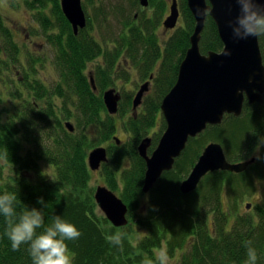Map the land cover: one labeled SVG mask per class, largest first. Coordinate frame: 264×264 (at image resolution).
<instances>
[{
  "label": "trees",
  "instance_id": "1",
  "mask_svg": "<svg viewBox=\"0 0 264 264\" xmlns=\"http://www.w3.org/2000/svg\"><path fill=\"white\" fill-rule=\"evenodd\" d=\"M136 1L130 9H141ZM178 2L184 24L162 41L156 29L167 9L164 0H150L149 6H156L157 10L153 17H148L142 9L140 21L134 20V15L124 14L122 7L127 4L114 7L110 16L103 18L106 22L114 20L111 28L119 36L117 41L109 36L108 30L102 31L107 34L105 37L96 40L82 31L75 34L59 0L31 3L36 9L37 5H51V11H38L36 18L47 41L58 53L59 79L49 88L40 79L30 80V70L24 71L20 87L15 86L18 95L14 96L21 97L27 92L29 96L12 112L0 110V160L13 169L0 186V194L17 195L18 213L25 205L41 208L38 200L43 198L45 227L56 215L74 224L81 236L66 241L73 264H141L145 257L158 264L156 253L161 247L167 248L169 259L179 258V264H244L245 243L249 240L257 250V264H264V208H257L253 214H238L244 195L254 192L255 180L264 177V104L246 102L241 116L226 115L220 125L209 126L197 138L190 139L174 169L166 172L149 194L143 193L146 163L139 155L138 146L150 137L158 122L160 133L166 130L161 104L176 83L196 26L187 1ZM0 32L9 33L10 29L0 22ZM5 40L11 38L5 36ZM259 42L264 60V37ZM223 47L217 26L208 15L200 49L207 54L220 52ZM13 50L18 49L14 46ZM122 57L137 66L143 78L153 72L157 78L154 94L144 99L143 112L137 118L132 115L121 121L131 139L121 145L109 144V160L100 169L105 184L129 207L128 225L118 228L99 212L95 190L90 186L88 155L114 139L118 130L116 117L109 114L103 94L113 87ZM96 58H101V65L94 71L97 85L94 91L87 68ZM133 100L124 99L118 113L124 115L130 110ZM68 121L74 125V132L66 128ZM160 133L152 132L156 138L149 153L157 147ZM213 141L222 144L230 162L252 158L255 162L240 174L209 173L196 191L184 195L180 191L181 183L206 145ZM42 162L53 168L48 176L39 170ZM25 171L33 174L34 179L26 177ZM4 172L0 164V178ZM225 194L233 201L228 208ZM144 197L147 199L142 204ZM5 227L4 218L0 217V264H32L27 245L12 250L11 242L3 235ZM116 232L122 233L123 239L121 246L114 247L106 237Z\"/></svg>",
  "mask_w": 264,
  "mask_h": 264
},
{
  "label": "water",
  "instance_id": "2",
  "mask_svg": "<svg viewBox=\"0 0 264 264\" xmlns=\"http://www.w3.org/2000/svg\"><path fill=\"white\" fill-rule=\"evenodd\" d=\"M193 14L196 26L190 37L191 47L182 61L176 83L164 97L161 111L166 122V130L157 147L149 153L151 138L144 139L138 151L146 162L143 193L149 194L161 177L174 169L176 160L187 148L190 139L197 138L209 126L220 125L226 115L241 116L245 100L249 104L264 103V60L259 39L234 41L226 22L238 13V7L229 0H186ZM143 7H149L148 0H141ZM63 12L72 25L75 34L87 25V18L81 0H62ZM209 8L206 16L197 14V8ZM178 0H172L170 15L164 21L165 30L177 27L180 18ZM208 15L214 20L219 37L224 45L220 52L202 53L200 41ZM225 53H230L226 55ZM94 91L95 80L90 74ZM143 85L133 100V109L142 105L148 92ZM105 106L111 115L119 110L120 96L111 88L103 94ZM66 128L74 132L71 122ZM118 145L120 138L114 137ZM108 162V149L97 147L89 153L88 163L92 171H97ZM255 162V158L242 162H230L224 147L219 142H211L203 149L190 174L180 185L184 195L197 190L201 181L216 171L236 174L245 172ZM95 200L99 209L115 227H125L129 223L128 205L109 187L99 185L95 190ZM251 203L246 204L250 209Z\"/></svg>",
  "mask_w": 264,
  "mask_h": 264
},
{
  "label": "rangeland",
  "instance_id": "3",
  "mask_svg": "<svg viewBox=\"0 0 264 264\" xmlns=\"http://www.w3.org/2000/svg\"><path fill=\"white\" fill-rule=\"evenodd\" d=\"M3 1L6 3L0 2V22L5 23L11 29L13 33V39L4 40L3 42H1L2 38L0 37V52L2 51L1 49H11L10 50L11 54L12 55L15 54L13 57V63L17 65L18 68L16 71H13V74H11V76L6 66H3V68L0 70V110H8V109L13 110L17 104L18 105L20 104V101L22 99H25L26 97L29 96L28 92L27 94L26 93L22 94L21 97L14 96V95H18L17 94L18 91L15 86H17L18 88L20 87V82L23 81L24 79V71L29 72L30 70L31 73L29 72L28 78H30V80H32L33 82L40 79L49 88L50 87L52 88L54 85H56V81L54 80H56L59 77V73H58L59 69L57 70L55 66L56 57H58V53L56 49L49 44V41H47V38L42 30V27L41 28L39 27V24L36 18L38 11H44L47 13L48 11H51L50 4L44 7H40L39 5H37L38 8L36 9V8H32L31 3H23V0H3ZM86 1L87 2L83 3L82 5H83V9L87 12V17L89 18V20H88L86 28L85 29L81 28L79 31L84 32L91 39L92 37L91 35H89L90 28L88 29V27H92L94 29L93 31L96 32L98 36L101 33V35L104 37L107 34L102 33V31L106 32V30H108L109 36H112L114 41L119 40L118 34L112 33L113 28L111 27L113 25L111 24L115 23L114 20L111 19L110 21L107 20L106 22L105 18H103L105 16L109 17L114 7L115 8L121 7L122 5L125 6L127 4L126 7H122V11L127 17L128 16L132 17L134 15V20H138V21H140L139 17L140 15H142V9L145 10V14L148 17H153L155 13V8L157 10L156 6L155 8L154 6L143 7L140 3V0H138L140 7H141L140 10L130 9L132 8V3L134 2L137 3L136 0H92V1L86 0ZM164 1L167 2V9L165 10V14L162 18V21L159 27L156 29V32L159 35L158 38L161 41L167 39L173 33L175 29L179 28L181 25L184 24L182 15L180 14L177 27L172 30H168V31L165 30L163 23L166 20V18L170 15V8H171L172 0H164ZM7 2H10V3H7ZM37 3H43V2H37ZM118 20L119 18L116 17V25H117ZM87 29L89 30V32ZM14 46L18 47V48L16 47L18 49L16 52H13L14 50L12 47ZM161 48L163 49L162 45H161ZM143 54L144 53H142L141 55ZM121 59H122V62L117 67L116 75L114 77V84H113V87H111V88L116 89V92H119L118 94L122 95V99L120 98L121 100L119 102V107L124 99H125V102H127L128 99L131 98L133 100V98H135L136 91L139 88L140 83H142L141 81H138L140 80L139 75L137 76L136 72L131 70V67H133V65L127 61V58L122 57ZM100 60L101 58L92 61L90 65H88V68H87L89 79H90V74H92L94 77L95 83H96V78H95L94 71L97 65L100 63ZM99 65H101V63ZM11 68L12 67L10 65V69ZM137 70L140 72L139 69ZM140 75L142 77L141 72H140ZM151 94H154V89L147 96L152 97ZM30 97L32 98V100H34L35 98L34 95H31ZM143 110H144V103H142V105L138 107L136 110H134L133 107H131V109L128 110L124 115H122L121 113L112 115L116 117V122L118 126V130H116L114 136H117L118 138L121 139V144L126 143V142L128 143V141L131 139V135L129 134L128 136V133H126L125 131L124 123L121 122L122 119L126 121L132 115H135V118H137L143 112ZM162 118H163V115H162ZM160 126L158 122L156 127L149 133L150 138H151V145L153 144V139L156 138V135H153L152 132H156L157 134H159L160 129H161ZM164 131L165 130H163L160 133L161 136L163 135ZM113 142L116 143L114 139H111L108 143H106L103 146L107 147L109 144ZM0 164H2L5 168V172L2 178H0V186H1L8 179L13 169L5 162V160H0ZM126 165H128L127 162H126ZM38 167L41 172L46 174V176H48V174H51V171L53 170L52 166L48 164L47 162L40 163ZM91 172H92V178H91L90 186L94 188V190H96V188L99 185L107 186L105 184V179L101 175L100 170H97V171L91 170ZM23 174H25V176L29 177L30 179H34L33 174H30L26 171L23 172ZM255 185H256V189L254 190V192L244 195V199L238 209V214H244L247 212H251V214H253L258 211L257 208L259 207L264 208V177L257 178L255 180ZM146 199L147 198L145 197L142 198L141 203L143 204L144 202H146ZM232 202L229 201V198L225 194L224 203L226 205V208H228L230 203ZM247 203L252 204L250 209H246L245 205ZM98 209H99V206H98ZM99 212L102 213L100 209H99ZM232 218H234V216ZM168 264H179V258H175L174 260L169 259Z\"/></svg>",
  "mask_w": 264,
  "mask_h": 264
},
{
  "label": "clouds",
  "instance_id": "4",
  "mask_svg": "<svg viewBox=\"0 0 264 264\" xmlns=\"http://www.w3.org/2000/svg\"><path fill=\"white\" fill-rule=\"evenodd\" d=\"M238 7V13L226 22L231 29L234 41L247 40L250 37H264V0H229ZM197 14L206 16L211 9L197 8ZM230 55V53H225ZM18 197L15 193L0 194V217L4 218L6 227L3 235L11 242L13 251L22 245L28 246L32 264H73L66 241H75L81 236L77 227L63 219L60 215L52 218V223L45 227L42 209L46 206L43 198L38 200L41 208L24 206L19 213L16 210ZM39 229H43L39 231ZM113 245L121 246L123 234L116 232L106 237ZM246 257L244 264H257V250L252 241L245 243ZM158 264H168L169 256L166 247L156 253ZM141 264H154L152 259L145 257Z\"/></svg>",
  "mask_w": 264,
  "mask_h": 264
},
{
  "label": "flooded vegetation",
  "instance_id": "5",
  "mask_svg": "<svg viewBox=\"0 0 264 264\" xmlns=\"http://www.w3.org/2000/svg\"><path fill=\"white\" fill-rule=\"evenodd\" d=\"M60 1V3H62V0H59ZM0 2H4L3 0H0ZM81 2H82V4L83 3H86L87 1L86 0H81ZM4 3H6V2H4ZM7 3H10V2H7ZM23 3H36V0H23ZM140 3H141V0H140ZM171 4H172V1H171ZM85 11V10H84ZM85 14H86V18H87V23H88V20H89V18L87 17V12L85 11ZM109 21H110V19H109ZM5 24V23H4ZM6 25V24H5ZM87 26V25H86ZM8 27V26H7ZM9 28V27H8ZM86 28V27H85ZM84 28V29H85ZM89 28H92V27H88V29ZM10 29V28H9ZM87 29V30H88ZM79 33V32H78ZM89 35H91V37H93L95 40L96 39H99V38H101L102 37V35H101V33H100V35L98 36V34L96 33V32H94V31H90L89 32ZM5 36H9L10 38H11V40L13 39V33H12V31H11V29H10V32L9 33H2V32H0V37L2 38V41L1 42H3L4 40H5ZM17 47V46H16ZM13 48V47H12ZM18 48V47H17ZM2 51L0 52V70L3 68V66H6V68H7V70H8V72L10 73V76H11V74H13V71H16L17 70V68H18V66L17 65H15L14 63H13V57H14V55H12L11 54V52H10V50L11 49H1ZM4 50V51H3ZM98 58H96V59H94V60H97ZM93 60V61H94ZM9 61V62H8ZM92 62V61H91ZM90 62V63H91ZM90 63H89V65H90ZM160 63V62H159ZM10 65H11V69H10ZM56 66V68H57V70H58V66H57V64L55 65ZM136 67L137 66H133V67H131V70H133V71H135L136 72V75L138 76L139 75V77H140V80H138V81H141L142 83H140V85L139 84H137V85H139V88L137 89V91H136V94L138 93V91L141 89V87L143 86V85H147L148 86V92L147 93H145V95H144V97H143V100L145 99V97L148 95V94H150L152 91H153V89H154V86H155V80H156V78H157V75H156V72H153L151 75H149V76H145V78H143V77H141V75H140V72L136 69ZM129 71H130V69H129ZM7 78H9V77H7ZM6 78V79H7ZM6 79H4V80H6ZM59 79V77L56 79V80H54V81H57ZM117 93H119V92H117ZM119 96H120V98L122 99V95L121 94H119ZM120 99V100H121ZM246 102H248V100L246 99L245 100V103ZM143 103V102H142ZM244 103V104H245ZM249 103V102H248ZM255 104V103H254ZM264 104V103H263ZM252 105V104H251ZM17 107H19V105H16ZM8 111L9 112H12V110H9L8 109ZM115 137V136H114ZM121 140V139H120ZM115 141V140H114ZM117 144V143H116ZM118 145V144H117ZM107 148V147H106ZM102 167V166H101ZM101 169V168H100ZM99 169V170H100ZM108 187V186H107Z\"/></svg>",
  "mask_w": 264,
  "mask_h": 264
},
{
  "label": "bare ground",
  "instance_id": "6",
  "mask_svg": "<svg viewBox=\"0 0 264 264\" xmlns=\"http://www.w3.org/2000/svg\"><path fill=\"white\" fill-rule=\"evenodd\" d=\"M90 152H91V151H90ZM90 152H89V153H90ZM88 157H89V155H88Z\"/></svg>",
  "mask_w": 264,
  "mask_h": 264
}]
</instances>
